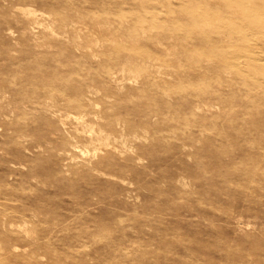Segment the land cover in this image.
<instances>
[{"label":"rangeland","instance_id":"rangeland-1","mask_svg":"<svg viewBox=\"0 0 264 264\" xmlns=\"http://www.w3.org/2000/svg\"><path fill=\"white\" fill-rule=\"evenodd\" d=\"M97 21L111 36L95 42ZM249 56L264 59V0H0V264H264V73ZM83 109L126 121L124 147L86 146L65 117Z\"/></svg>","mask_w":264,"mask_h":264},{"label":"bare ground","instance_id":"bare-ground-1","mask_svg":"<svg viewBox=\"0 0 264 264\" xmlns=\"http://www.w3.org/2000/svg\"><path fill=\"white\" fill-rule=\"evenodd\" d=\"M245 6L244 5H241V4H237V5H233L232 6V12L234 13V14H239V13H241V12H243L244 10H245ZM23 12V11H22ZM26 16H27V18L29 19V20H31V22H33V23H35V24H39L38 23V18H37V11H36V9H32V8H26V9H24V12H23ZM41 17V16H40ZM54 20H56L55 18H54ZM62 22V21H61ZM73 23H75L76 21L75 20H73L72 21ZM122 24H123V21H122ZM75 25V24H74ZM61 26V25H60ZM68 24L67 23H63L62 22V28L63 29H65V31H66V29H68ZM76 26V25H75ZM112 27H113V25H111ZM121 26L122 25H120L119 24V27L121 28ZM96 27H97V31L95 32V35H96V37H95V42H98L99 41V38H100V36L101 35H106V34H109V36H111V30H110V27L108 26V24H106L105 22H99V21H97L96 22ZM48 32H49V34H51V35H53L54 37H63L64 36V34L65 33H60V32H57L55 29H54V27L53 26H50L49 28H48V30H47ZM64 31V32H65ZM154 31V30H153ZM68 32V31H67ZM66 32V33H67ZM146 33V32H145ZM152 34V33H151ZM143 37H146V34L143 36ZM122 40V39H121ZM145 40V39H144ZM178 41V40H177ZM211 41V39H209V38H207V39H201V43H199V45L197 46V48L195 49L194 48V51L193 52H195L197 55H199L200 57H204V56H206L207 55V51H205L204 49H202V44H204V43H207V42H210ZM136 42V41H135ZM112 43H113V41H112ZM138 43V42H137ZM157 45H158V47H160V48H162V49H164L166 52H168V53H166L167 55L168 54H172V56L170 57L169 55V59L167 58V60H165L166 62H168L169 63V66H170V64L172 65L174 62H176L178 59L180 60V58H176V60L175 59H173V58H175L176 57V52H174L175 51V49H173L174 51H172V48H171V45H167V44H164V42L163 41H161V40H158L157 42ZM177 44V43H176ZM175 44V45H176ZM173 45V44H172ZM176 46H179V45H176ZM175 46V47H176ZM220 47H221V49L223 48V49H229V48H233L234 46L233 45H224V44H222V45H220ZM159 48V49H160ZM174 48V47H173ZM178 48V47H177ZM176 48V49H177ZM130 50V49H129ZM182 50H183V52H186L187 50H188V48H187V45H185V44H183L182 45ZM131 51L133 52L134 51V49H131ZM188 52V51H187ZM141 54H146L147 55V57L149 58V60H153V59H160L161 60V58L157 55V54H155V53H153L152 51H146V50H142L141 51ZM174 56V57H173ZM248 56V54H245L244 55V57H247ZM257 57H261V55H260V53H258L257 55H256ZM213 57V59H215V60H217V58H216V56H212ZM211 57V58H212ZM249 59H251L252 61H255L256 63H258L259 65V67L257 68H255V72H261V73H264V59H259V58H255V56H249L248 57ZM182 60V59H181ZM128 62H129V60L127 61V63L126 62H124L123 63V66H122V68H121V77H118L117 75H115L116 73H114V74H111L110 75V80L111 81H116V83H119V81L120 80H122L123 79V76H124V74L127 72V73H130V75H131V72H134L133 70H131L130 68H132L133 66H129V68H127L128 66ZM223 62V60L221 61V63ZM144 63H146V62H144ZM177 64H178V62H177ZM195 64H197V63H195ZM231 64H232V66L233 67H236V68H239V69H241L242 67V62H238V61H235V62H231ZM142 65H138V67L140 68ZM147 66V65H146ZM198 66V65H197ZM188 67V66H187ZM195 68H196V66H195ZM203 68V67H202ZM142 69H143V67H142ZM243 69V68H242ZM202 70V69H201ZM251 70V69H250ZM200 71V70H199ZM130 75L128 76V77H130ZM190 75V74H189ZM204 75V74H203ZM169 76V75H168ZM173 76V75H172ZM215 77V76H214ZM125 78V77H124ZM133 78V75L131 76V79ZM216 78V77H215ZM162 79H163V81L164 82H168L167 81V77H162ZM130 80V79H129ZM150 81V80H149ZM149 81H147V82H149ZM162 81V80H161ZM160 81V82H161ZM171 81V80H170ZM172 82V81H171ZM171 82H170V84H171ZM154 83V82H153ZM162 83V82H161ZM163 84V83H162ZM170 86V85H169ZM149 87V86H148ZM151 87V86H150ZM179 87V86H178ZM174 89H176V88H174L173 87V90ZM176 91V90H175ZM79 92V91H78ZM91 92H93V90H89L88 91V94H87V96H89V93H91ZM84 94V93H83ZM202 94V93H201ZM208 95V94H207ZM64 96H66V95H64ZM63 96V97H64ZM74 97V96H73ZM72 98V97H71ZM70 98V99H71ZM78 98V97H77ZM73 100V99H72ZM49 101V100H48ZM56 101V100H55ZM92 100H90V98L89 99H87L86 100V103H85V105L87 106V105H89V106H91L93 103L91 102ZM74 102H76V101H74ZM68 104V103H67ZM76 103H72V105H75ZM77 104L80 106L81 105V103L79 104V102H77ZM83 104V103H82ZM98 104V103H97ZM77 105V106H78ZM100 105V104H99ZM78 106V107H79ZM88 107V106H87ZM202 107H204V106H202ZM54 108V107H53ZM65 108V107H64ZM197 108L199 109V108H201V106H199V105H197ZM63 109V108H62ZM59 111V110H58ZM61 111V110H60ZM78 111V110H77ZM56 113V112H55ZM85 115H88V112L85 110V109H83L82 110V112L79 114V115H71L70 113H67L66 115H65V117L66 118H73L74 119V121H75V123H76V126H75V129H76V131H77V133L81 136V138L83 139V142H84V144L86 145V146H91L92 148H93V150H94V152H95V154H96V152H98V151H104V150H107V149H112V148H115V149H118L119 148V146H121V145H123V147H124V145H125V139H126V136H127V134H126V132H125V127H126V121H123L121 118H111V117H109V116H106V117H102V119H101V117H97V116H94V117H96V121L97 122H101V124L99 125V126H95L92 122H88L87 121V119H85ZM64 117V116H63ZM62 124H65V118H63L62 120ZM115 131H118L119 132V139L118 138H115V137H113V134H114V132ZM112 138H115V142H118V144H116L115 145V143L112 141ZM121 144V145H120Z\"/></svg>","mask_w":264,"mask_h":264}]
</instances>
